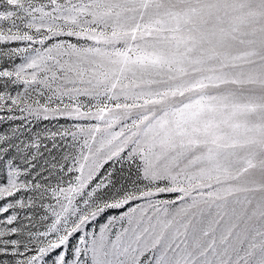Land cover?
<instances>
[{"label":"snow or ice","instance_id":"snow-or-ice-1","mask_svg":"<svg viewBox=\"0 0 264 264\" xmlns=\"http://www.w3.org/2000/svg\"><path fill=\"white\" fill-rule=\"evenodd\" d=\"M30 2L38 25L0 24V264H195L179 224L195 202H180L234 149L264 145V124L238 121L244 105L202 91L227 82L219 76L146 97L118 92L132 65L176 62L135 41L178 29L124 28V0ZM173 92L191 95L174 103ZM92 120L120 130L97 143L99 126L84 127ZM235 264H264V240Z\"/></svg>","mask_w":264,"mask_h":264},{"label":"rangeland","instance_id":"rangeland-1","mask_svg":"<svg viewBox=\"0 0 264 264\" xmlns=\"http://www.w3.org/2000/svg\"><path fill=\"white\" fill-rule=\"evenodd\" d=\"M146 4L142 7L140 0H124L120 24L128 30L137 25L178 29L145 31L135 41V45L156 49L176 62L146 58L124 73L117 91L146 97L219 76L227 82L202 91L210 96L225 94L244 105L236 112L238 121L250 126L264 124V0H146ZM0 6L2 25L22 30L26 20L40 23L35 11L38 5L30 0H2ZM177 40L187 45L178 47ZM111 67L104 64L105 70ZM188 95L191 93L181 97L173 92V102ZM120 102H124L123 95ZM130 111L135 116L142 109ZM97 125V143L120 130L106 129L95 120L84 127ZM233 151L236 155L222 171L194 182L186 193L189 199L180 202L182 209L192 208L195 202L191 214L179 220L180 226L188 224V251L195 264H235L249 243L264 240V145L248 143Z\"/></svg>","mask_w":264,"mask_h":264}]
</instances>
